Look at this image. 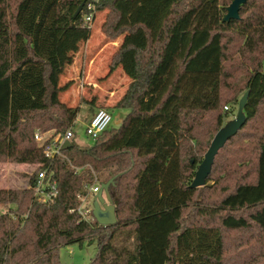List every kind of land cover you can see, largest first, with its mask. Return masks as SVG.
I'll return each mask as SVG.
<instances>
[{"label":"trees","instance_id":"trees-1","mask_svg":"<svg viewBox=\"0 0 264 264\" xmlns=\"http://www.w3.org/2000/svg\"><path fill=\"white\" fill-rule=\"evenodd\" d=\"M90 1L0 0V163L36 166L28 188L0 189V207L9 208L0 214L7 233L0 256L21 236L29 264H51V253L89 241L97 247L90 264H226L229 232L246 235L245 244L263 253L264 127L246 129L264 105V0L247 1L229 22L222 17L233 0H162L161 9L131 24L124 10L137 0H99L93 22L103 13L101 33L120 39L109 72L120 69L129 81L111 108L128 113L90 147L72 139L61 157L47 159L35 133L63 136L79 114L61 99L73 85L61 83V54L67 34L85 26L75 12ZM237 79L248 91L246 122L214 158L206 183L214 181L219 199L201 204L205 185H190L210 136L231 116L222 108L236 99L224 95ZM94 99L80 104L94 110ZM42 170L55 183L48 203L34 191ZM98 178L113 179L111 226L76 213L78 196Z\"/></svg>","mask_w":264,"mask_h":264},{"label":"rangeland","instance_id":"rangeland-1","mask_svg":"<svg viewBox=\"0 0 264 264\" xmlns=\"http://www.w3.org/2000/svg\"><path fill=\"white\" fill-rule=\"evenodd\" d=\"M162 0H137L124 10L126 22L129 24L134 21L144 19L147 14L154 10H159L164 6ZM13 4V0H10ZM104 19V14L96 15L95 20L89 26H83V30H78L67 34L64 39V48L61 58L66 64L63 72L61 83L72 80L73 85L70 90L61 96L62 101L70 106H79V114L77 116L74 127L73 141L80 147H90L93 142L85 135L86 118L89 115V105L81 103V100H90L95 98L96 110L105 109L111 115V122L109 129L118 128L126 114L127 110L112 109V105L123 94L128 79L124 76L120 69L109 72V65L112 55L120 43V39L113 42L109 41L101 33L100 27ZM91 62H93L92 65ZM90 65V66H89ZM77 74V76L74 75ZM241 74V73H240ZM239 76V75H238ZM237 79V87L232 92L225 93L226 100L235 98V102L227 103L225 106L228 112L232 111L228 121L235 118L237 112L238 102L243 96L242 91L243 82ZM93 113V110H90ZM222 112H225L222 108ZM227 121V122H228ZM226 122L224 123V125ZM264 127V105L260 109L259 117L256 121L251 122L246 129L247 133L253 132V128ZM53 131H48L41 134L43 138H55L60 135L53 136ZM215 134L210 136V143ZM208 138H203L207 141ZM236 148H228V152H224L218 161V166L221 168L230 160V154ZM203 153L202 157H204ZM36 170L33 165H19L10 162L0 163V189H16L22 190L28 188L27 175H31ZM105 178H98V185L106 183ZM215 185L214 181H209L205 184L206 189L199 195L198 202L201 204H213L219 199V192L213 191L212 187ZM201 200V202H200ZM88 202H93L92 198ZM208 202V203H205ZM193 207L189 209L192 217ZM8 207H0V214L7 213ZM196 221L197 218L193 217ZM239 233L229 232L225 233L226 242V264H264V255L257 249L253 250L245 244L246 235H238ZM6 232H0V251L1 244ZM96 243L94 241L86 242L83 246L78 244L60 248L58 251L51 253L46 261L51 264H90L96 255ZM30 247L28 243L21 236L16 237L8 247H5L0 256V264H29Z\"/></svg>","mask_w":264,"mask_h":264},{"label":"water","instance_id":"water-1","mask_svg":"<svg viewBox=\"0 0 264 264\" xmlns=\"http://www.w3.org/2000/svg\"><path fill=\"white\" fill-rule=\"evenodd\" d=\"M249 0H233L229 6L225 8V14L222 17V22H229L231 20H238L239 11ZM83 6H79L74 14V18L77 17ZM248 98V91L243 94L238 102L237 112L235 118L226 122V124L220 128L213 137L210 146L204 154L202 162L198 165L194 178L190 185V188L195 189L203 187L211 173L214 158L218 151L225 145V143L235 136L237 132L244 126L246 122V115L244 109ZM70 142L65 141L62 149L66 150L70 147ZM113 179L108 180L106 183L100 184V189L93 198L92 202V215L95 222L100 226H111L116 223L115 208L112 204L109 187L112 185Z\"/></svg>","mask_w":264,"mask_h":264},{"label":"built area","instance_id":"built-area-1","mask_svg":"<svg viewBox=\"0 0 264 264\" xmlns=\"http://www.w3.org/2000/svg\"><path fill=\"white\" fill-rule=\"evenodd\" d=\"M99 0H91L86 6L82 8V20L85 26L91 25L93 18L96 13V4ZM224 110L227 111L228 108L225 106ZM111 122V115L105 109H98L91 118L86 122L85 135L92 141L95 142L99 136L108 129ZM74 134L72 130H68L63 136L53 138L49 143H46L48 138H43L41 134L35 133L34 139L43 147V155L47 159H54L55 157L62 156V147L65 141L72 140ZM47 171L42 170L38 173V184L35 187V195L41 203L50 202L55 196L56 192L53 190L54 182L46 181ZM48 188L51 191H46ZM100 189V185L97 183L87 188V193L85 196H78L80 201L79 206L76 209V213L80 216V219L84 222L90 223L94 222L92 215V204L88 202L89 198H94Z\"/></svg>","mask_w":264,"mask_h":264},{"label":"crops","instance_id":"crops-1","mask_svg":"<svg viewBox=\"0 0 264 264\" xmlns=\"http://www.w3.org/2000/svg\"><path fill=\"white\" fill-rule=\"evenodd\" d=\"M93 64V62H91V64L90 65H92ZM89 65V66H90ZM74 75V74H73ZM74 76H77V74L76 75H74ZM97 110L96 109H94L93 110V113L92 112H90V109H89V115H88V117L85 119L86 120V122L91 118V116L96 112Z\"/></svg>","mask_w":264,"mask_h":264}]
</instances>
